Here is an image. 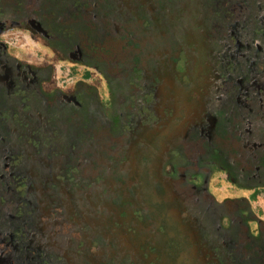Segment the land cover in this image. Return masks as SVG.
Here are the masks:
<instances>
[{
    "label": "flooded vegetation",
    "instance_id": "flooded-vegetation-1",
    "mask_svg": "<svg viewBox=\"0 0 264 264\" xmlns=\"http://www.w3.org/2000/svg\"><path fill=\"white\" fill-rule=\"evenodd\" d=\"M145 1L0 0V181L3 184L7 174L15 176L14 172L22 166L21 161L11 163L14 153L28 152L33 146L40 150L42 147L49 149L51 144L58 143L54 139L61 138L60 144L74 153H77L76 143H80L96 154L97 150L103 153L106 147L115 149L120 158L129 155L130 145L133 153L136 148L147 147L149 141L152 147L160 148L150 163L154 167L153 174L148 179L138 177L136 181H142L139 186L151 184L152 194L160 197V204L165 203V208L160 206L162 215L157 232L164 239L168 238L167 232L174 236L166 243L171 248L164 249L166 253L163 251V254L172 255L175 260L177 257L181 264H264V220L261 213L252 209L250 198L249 201L243 197L217 202L208 192L210 173L207 168L211 166H204L205 162L222 164L236 178V184L246 187L245 182L249 180L248 188L264 187V90L261 85L264 81V53L251 50L252 36L246 40V34L240 32L238 26L243 29L241 18L245 16L239 17V21L232 25L228 21L230 16L237 19L238 14L231 15L233 6L252 2L231 0V6L228 0L227 16L214 11L218 23L212 27L210 35L220 45L223 60L218 58L215 62L212 55L217 52H211L210 57L205 58L209 64L203 62V66L206 71L211 68L212 71L205 73V70L194 67L193 82H185L173 71L172 64L163 67V64L150 61L155 48L148 42L149 35L154 33L150 32L153 24L146 11L138 17L133 12L141 7L149 10ZM188 4L187 0H171L166 9L173 8L177 17H182L189 11ZM136 20H143V30H136L141 29ZM180 20L178 18L177 23ZM176 28L183 31L185 25ZM15 29L28 31L65 60L89 67L98 66L105 75L108 67L115 73L128 75L125 78L127 98L121 100L124 109L118 113L113 108L107 110L98 88L82 82L74 88L64 90L57 87L48 92L47 89L52 87L54 68L22 61L10 52L8 42L2 40L10 36L13 40ZM262 34L264 28L259 27L253 37ZM187 41L184 46L194 62L198 51H193L195 47L189 46ZM121 45L124 47L121 51L114 50ZM240 48L250 50L248 55L240 53ZM119 58L126 61L120 63ZM103 63L107 64L104 68ZM125 63L130 65L126 67ZM122 69L124 72L120 71ZM135 70L138 77L132 75ZM211 82L216 83L214 88ZM147 102L151 108L149 112L153 114L146 112L141 116L135 113V108L140 109ZM145 119L153 125L146 123ZM161 122L187 129L184 135L191 138L184 145L180 141L184 135L175 132L178 140L174 149L179 158L174 162L164 152V138H157L153 133V127L160 126ZM108 141L113 144L109 146ZM17 144L18 150L14 148ZM34 153L36 161L42 157L40 152ZM139 161L142 159H138V165ZM169 162L173 163L177 177L163 172ZM196 174L204 175L200 185L189 180V175ZM9 179L25 181L18 176ZM2 184L8 194H11L9 189L15 194V186ZM140 201L145 207H151L147 197ZM27 207L23 202L18 209ZM18 209L13 213L0 206V215L7 216V225L13 223L7 220L19 218L16 215H30ZM58 209L54 207L53 212L59 215ZM138 210L137 207L132 216ZM147 213L149 215L150 211ZM136 216L125 228L128 234H134V228L149 223L144 218V211L143 216ZM107 223L102 222L103 225ZM252 224L256 225L255 228ZM0 226L2 228L1 219ZM2 229L5 231L4 225ZM123 229L112 222L109 232L105 233L107 237H104L110 246L117 245L116 241L124 244ZM116 232L119 236L115 240L112 238L116 237ZM7 239L6 231L0 233V264H48L46 247L49 239L44 240L45 243L24 238L17 244L7 243L5 246ZM75 251L68 254V264L80 254ZM54 258L58 264L64 262L61 256Z\"/></svg>",
    "mask_w": 264,
    "mask_h": 264
},
{
    "label": "rangeland",
    "instance_id": "rangeland-1",
    "mask_svg": "<svg viewBox=\"0 0 264 264\" xmlns=\"http://www.w3.org/2000/svg\"><path fill=\"white\" fill-rule=\"evenodd\" d=\"M232 1L229 0V5ZM187 2L189 4L186 7L189 11L182 17H177L173 8L166 9L171 0H146L145 6L149 10L141 7L135 8L133 12L138 17L140 13L146 11V15L150 16L149 21L153 24L150 32L154 33L149 35L148 42L155 48H153L150 61L163 64V67L172 64L174 66L173 71L178 73L185 82H193L194 67L197 70H205V73L212 71V68L206 71L203 66V62L209 64L208 61H205V58L211 52H217L212 55L215 62L218 61V58L223 60L220 45L211 39L210 34L212 33V27L218 23V18H214V11L226 15V11L230 9V6L228 0H187ZM251 2L249 4L242 3V6L240 4L233 6L234 11H231V15L238 14L237 19L230 16L228 21L232 25L233 22L239 21V17L245 16L241 18L244 25L243 29H241V25L238 26L240 32L246 34V37L244 36L246 40L250 39L248 36H252L249 42V45L252 46L251 50H255L256 53H264V35L253 37L256 28H264V0H251ZM239 6H241V9L237 11ZM178 18L181 20L177 23ZM136 21L139 22L141 28L136 30H143V20L141 22ZM183 25H185L183 31L176 28ZM15 32L16 36H13V40H11L12 36L2 38L4 42H8L12 54L22 61L54 68L52 87L47 89L48 92L57 87L64 90L74 88L77 83L82 82L92 86L95 85V88H98L104 98L103 101L107 110L110 111L113 108L114 112L118 113L124 109L122 101L127 98L128 91H126L127 82L125 78L128 75L115 73V70L110 67L105 68L107 72V75H105L98 66L89 67L86 64L65 60L63 56L55 55L46 44L37 40L28 31L15 29ZM187 40H191V42L189 43ZM186 41L189 46L195 47L193 51H198L197 55H194V62L192 55L187 52L188 49H185L184 44ZM122 48H124L123 45L114 50L118 52ZM241 52L248 55L247 50L240 48ZM114 54L116 55V53ZM118 60L120 63L121 60L126 61L122 58ZM190 63H192V66ZM102 65L104 68L107 64L103 63ZM129 65L126 64V67ZM120 71L124 72V69ZM139 72H142V70H139ZM131 74H129V78H131ZM132 75L138 77L137 70L133 71ZM211 84L214 88L216 83L211 82ZM261 85L264 90V81ZM194 91L197 93L196 89ZM149 106L148 102L144 103L140 109L135 108L137 111L135 113L142 116L148 112L151 115L153 112H149L151 110ZM145 120L146 123L153 125V122L149 123L147 119ZM168 124L165 125L164 122H161L160 126L153 127V133L156 134L157 138H164V152L174 162L179 158V153L174 149L177 144L175 141L178 140L176 139L177 136L175 137V132L180 131L183 136L187 129L183 130L180 129L179 125L175 127ZM184 137L180 141L185 145L189 143L191 138L188 135H184ZM166 139L169 141L165 142ZM60 140L61 138L59 140L54 139L58 143L51 144L49 149L42 147V150H40L33 146L28 152L22 150V152L12 155L14 158L11 163L15 161H21L22 163V166L14 172V175L23 178L25 181L15 182L9 179L15 176L7 174L3 182L4 186L7 187L11 183L17 190L14 194L9 189L11 194H8L6 188L0 185V206H3L7 212H13L22 207L24 202L28 206L27 209H18V211L30 213V215H26V217L16 215L19 217L18 219L7 220L13 222L9 225L6 224L7 216L0 215L2 228L4 225L9 237L4 245L6 246L7 243L17 244L18 241L24 238H34L38 242L49 239L50 243L46 247L48 264H53L52 262L58 264L57 260L55 262L52 258H59V256L64 260L59 264H68L66 262L68 261V254L70 255L71 252L75 251L73 249H79L75 252L80 254L74 262H70L71 264H178L177 257L175 260L174 256L163 254L164 249L171 248V245H166V243L173 239L174 235L167 232L168 238L164 239V236L157 232V225L159 220L161 221L160 217L162 215L159 213L162 205L158 202L160 197L158 198L152 194L150 191L152 190L151 184L144 185L143 183L142 186H139L142 181H136L138 177L148 179L153 174L154 167L150 163L154 161L155 151H160V148L152 147L148 141L147 147L136 148L133 151L134 155L131 153L132 145H130L129 155L120 158L115 149L110 150L106 147V152L100 153V150H97L98 153L96 154L93 149L88 150L84 144L80 143H76L75 151L77 153H74L61 145ZM28 142L29 140L26 141V145H28ZM107 144L110 146L113 143L108 141ZM14 148L18 150V144ZM36 151L40 152L42 156L37 158V161L35 159L36 153H34ZM180 154L184 156L182 152ZM161 155L164 156V154ZM139 158L142 159V161H139L141 167L138 165ZM148 158L151 159L150 162ZM130 159L134 160L131 161ZM177 165L179 164L176 163ZM206 165L211 166V168H207L210 173L207 180L209 183L208 192L211 197L217 202L243 197L249 201L250 198V206L256 213H261V218L264 220V187L248 188L247 184L251 183L249 180L245 182L246 187H242L240 184L235 183L236 178L224 166H221L222 164L216 165L205 162L204 166ZM163 172L168 176L177 177V171H175L171 162L168 163ZM27 176H29V181H27ZM203 178L204 175H189V180L195 181V184L198 185L202 184ZM0 183L2 184L1 181ZM145 197L148 198L147 202L151 207H145L140 201ZM164 198L165 196L161 199L164 200ZM162 206L165 208V203ZM54 207L59 208V215L53 212ZM137 207L139 209L137 214L135 213L132 216ZM122 208L125 209L119 214L118 211ZM143 211L144 218L149 223L145 227L134 228V234H128L125 228H128L131 220H134L133 218H137L136 215L143 216ZM147 211H150L149 215ZM11 215L13 216L12 213ZM144 218H142L143 222L145 221ZM103 221L108 223L103 225ZM112 222L119 224V228L123 226L124 244L121 241H116L117 245H115L111 241V244L114 245L110 246L109 241L104 238L107 237L105 233L109 232ZM255 226V224H252V228H255ZM2 228L0 226V233L5 232ZM166 228L168 227L166 226ZM118 236L119 234L116 232V237L112 239L116 240ZM121 240H123V236ZM44 242L46 243V241ZM162 258H166V260L160 261ZM179 263L181 264V262Z\"/></svg>",
    "mask_w": 264,
    "mask_h": 264
},
{
    "label": "trees",
    "instance_id": "trees-1",
    "mask_svg": "<svg viewBox=\"0 0 264 264\" xmlns=\"http://www.w3.org/2000/svg\"><path fill=\"white\" fill-rule=\"evenodd\" d=\"M61 14H63L62 12H60ZM58 15H60V14H58ZM54 16H57V15H54Z\"/></svg>",
    "mask_w": 264,
    "mask_h": 264
}]
</instances>
